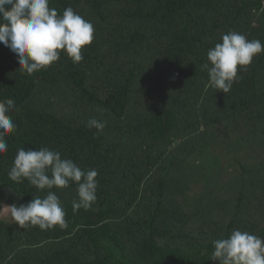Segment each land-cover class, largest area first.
<instances>
[{
  "label": "trees",
  "instance_id": "16d2710c",
  "mask_svg": "<svg viewBox=\"0 0 264 264\" xmlns=\"http://www.w3.org/2000/svg\"><path fill=\"white\" fill-rule=\"evenodd\" d=\"M54 1L90 21L94 39L81 62L61 51L31 75L0 43V101L18 109L0 212L47 195L9 179L21 147L96 169L97 200L74 212L76 185L51 189L66 228L0 218V264H219L212 241L237 229L264 239V52L226 94L201 70L229 31L264 44V0Z\"/></svg>",
  "mask_w": 264,
  "mask_h": 264
},
{
  "label": "clouds",
  "instance_id": "9594fccd",
  "mask_svg": "<svg viewBox=\"0 0 264 264\" xmlns=\"http://www.w3.org/2000/svg\"><path fill=\"white\" fill-rule=\"evenodd\" d=\"M93 39V24L70 6L58 14L55 8L49 7V0H0V43L11 49L20 70L28 75L58 61L61 51L74 64L81 62L82 49ZM262 52L264 44L260 40H249L235 31L223 34L221 42L208 50L207 62L201 65V70L207 71L208 86L228 93L240 79L238 67L246 68ZM14 109L12 98L0 101V154L8 149L5 136L16 130L9 115ZM105 126L106 122L96 118L86 123V127L97 132H102ZM97 175L96 169L83 170L47 147L19 148L8 172L9 179L16 183L27 179L37 190L48 191L43 198L9 206L13 221L22 229L38 226L40 230H49L57 225L66 228L65 210L51 189L74 183L78 199L72 203L73 211L88 209L97 200ZM212 244L210 258L219 264H264V239L247 231L234 230L227 238L214 240Z\"/></svg>",
  "mask_w": 264,
  "mask_h": 264
},
{
  "label": "rangeland",
  "instance_id": "374dc122",
  "mask_svg": "<svg viewBox=\"0 0 264 264\" xmlns=\"http://www.w3.org/2000/svg\"><path fill=\"white\" fill-rule=\"evenodd\" d=\"M49 7L50 8H55L58 12V14H62L60 9L57 7V4L55 3L54 0H49ZM0 218L4 222H10L12 220L11 213H10V208L8 206H3L0 212Z\"/></svg>",
  "mask_w": 264,
  "mask_h": 264
}]
</instances>
